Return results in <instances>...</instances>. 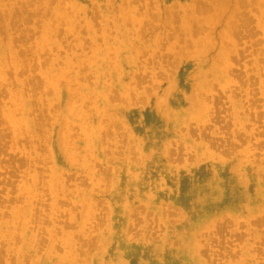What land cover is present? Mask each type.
Wrapping results in <instances>:
<instances>
[{"label":"rangeland","instance_id":"374dc122","mask_svg":"<svg viewBox=\"0 0 264 264\" xmlns=\"http://www.w3.org/2000/svg\"><path fill=\"white\" fill-rule=\"evenodd\" d=\"M0 264H264V0H0Z\"/></svg>","mask_w":264,"mask_h":264},{"label":"bare ground","instance_id":"6f19581e","mask_svg":"<svg viewBox=\"0 0 264 264\" xmlns=\"http://www.w3.org/2000/svg\"><path fill=\"white\" fill-rule=\"evenodd\" d=\"M210 200H211V196H210V198H209Z\"/></svg>","mask_w":264,"mask_h":264}]
</instances>
